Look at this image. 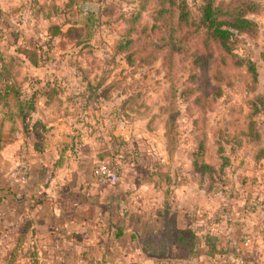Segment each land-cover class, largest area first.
I'll return each mask as SVG.
<instances>
[{
	"label": "rangeland",
	"instance_id": "obj_1",
	"mask_svg": "<svg viewBox=\"0 0 264 264\" xmlns=\"http://www.w3.org/2000/svg\"><path fill=\"white\" fill-rule=\"evenodd\" d=\"M174 1L170 6L165 0L77 1L74 36L90 53L68 52L58 59L79 61L93 69L91 75L105 70L107 79L121 80L134 94L128 117L112 113L102 122L103 130L95 132L103 144L178 146L166 156L189 185L177 197L186 211L178 222L198 235L216 234L224 252L215 262L204 257L200 264H264V0H251L258 11L247 17L257 31L241 36L231 52L204 43L202 0ZM236 1L216 0L224 5ZM161 8L166 11L159 13ZM91 14L95 25L88 19ZM173 31L182 39L167 43ZM64 43L69 48L73 42L66 37ZM174 46L178 51L172 53ZM85 117L89 121L88 113L79 119ZM118 127L127 129V141L114 134ZM193 146H208L205 161L214 166L215 177L188 171ZM218 146L224 148L221 157ZM31 263L23 251L0 255V264Z\"/></svg>",
	"mask_w": 264,
	"mask_h": 264
},
{
	"label": "crops",
	"instance_id": "obj_2",
	"mask_svg": "<svg viewBox=\"0 0 264 264\" xmlns=\"http://www.w3.org/2000/svg\"><path fill=\"white\" fill-rule=\"evenodd\" d=\"M77 1L0 0V63L23 56L20 48L51 38V25L63 31L67 24L77 27ZM58 41L60 37H53L50 50L56 59L51 63L34 65L22 57L18 78L22 98L37 90L33 119L40 118L46 128L39 151L17 119L16 98L0 101V255L13 248L18 230L26 226L22 251L34 250L38 264H81L91 258L102 264H181L175 242L167 256L146 254L144 247L159 243L171 223L196 231L178 222L186 211L177 197L186 192L187 179L181 181L174 173L166 146H111L97 138L95 132L116 114L121 97L86 103L80 95L85 82L73 65L58 59L73 50ZM45 85L58 92L46 94ZM83 113L90 115L89 121L79 119ZM117 133L121 140L129 139L127 129L118 127ZM23 146L29 148V169L25 177H16ZM114 155L124 158L118 183H97L94 164Z\"/></svg>",
	"mask_w": 264,
	"mask_h": 264
},
{
	"label": "trees",
	"instance_id": "obj_3",
	"mask_svg": "<svg viewBox=\"0 0 264 264\" xmlns=\"http://www.w3.org/2000/svg\"><path fill=\"white\" fill-rule=\"evenodd\" d=\"M168 5H173L174 0H165ZM168 6V9H169ZM258 5L251 0H238L234 3H228L226 5L217 3L216 0H202L200 6V24L204 33L205 44H215L221 50L225 52H231L234 49V44L243 35L254 34L257 31V25L254 21L247 17L250 12H257ZM166 11L164 8L158 10V12ZM135 18V17H133ZM92 24L95 25L97 20L92 14L88 17ZM135 20V19H134ZM182 16H177V26L181 24ZM75 25H71L70 29L63 31V28L59 25H51L49 27L51 38L44 42H35L39 46L34 48L29 46L30 49H23V56H13L7 59H2L0 63V101L7 104L10 96L16 98L17 119L21 122L25 132H28L34 137V142L31 144L35 151L40 150V146H43V134L46 133L45 123L39 119H33V114L38 112V106L36 102V91H32L28 98H22V81H18L21 75V66L23 64L22 57L26 58L31 64L37 65L39 63H51V47L53 37H60L59 45L61 47H67L64 43L66 37L72 41V45L69 46L72 49L71 55H84L90 53L85 43L81 38L75 35ZM179 31H173L169 33L167 43L180 40ZM131 39V38H130ZM83 42V43H82ZM32 45V44H31ZM178 48L174 46L171 52H177ZM133 53V52H131ZM65 56V55H64ZM63 56V57H64ZM50 58V61H47ZM74 66L76 73L85 82V85L80 91V95L83 96L86 103L92 99L102 101H112L121 97V100L115 105L116 115L118 117H128L127 110L129 105L133 103L134 94H131L125 90V86H122L121 80L111 81L104 75L105 70H102L100 76L95 74L91 75L92 68H88L87 65L81 66L79 61L69 62ZM134 64L128 65L133 66ZM140 65V64H137ZM254 72V70H253ZM102 76V77H101ZM107 76V74H106ZM25 80V77L23 78ZM31 84L34 82L32 78L29 80ZM46 94H56L58 92L55 86H48ZM121 88L119 91L118 89ZM117 89V90H116ZM164 112V111H163ZM178 146H166L168 151L175 152ZM208 146H193L188 153V157L191 161V169L198 176L210 175L215 177V168L211 164L205 161V155ZM219 157L223 155L222 146H218ZM260 155L264 156V150L260 149ZM259 157V156H258ZM257 157V159H258ZM223 160H225L223 158ZM259 160V159H258ZM221 178V177H220ZM222 179V178H221ZM220 179V181H221ZM28 229L26 226H21L17 232L14 240L13 248L6 251L5 255L15 256L17 252L22 251L23 242ZM173 242L177 244V250L181 251V255L178 256L182 260L186 261V264H200V260L204 257L210 262L221 255V245L219 238L216 234L211 232L207 234L198 235L196 231L191 228L177 229L176 225L171 223L167 226L165 233L161 237V241L156 244H149L144 247L146 254H152L155 256H167L170 251L173 250ZM24 255L29 257L32 261L31 264H37V254L34 250H28ZM5 260V259H4ZM12 261L11 259H8ZM7 262L9 263V261ZM90 260V259H89ZM183 261V262H184Z\"/></svg>",
	"mask_w": 264,
	"mask_h": 264
},
{
	"label": "built area",
	"instance_id": "obj_4",
	"mask_svg": "<svg viewBox=\"0 0 264 264\" xmlns=\"http://www.w3.org/2000/svg\"><path fill=\"white\" fill-rule=\"evenodd\" d=\"M29 148L23 146L19 154V163L14 170L16 177H25L29 169L28 160ZM123 155H114L110 160L97 161L92 168V175L94 180L102 185H115L119 181L120 171L122 166ZM81 264H102L100 259L91 258L90 260Z\"/></svg>",
	"mask_w": 264,
	"mask_h": 264
}]
</instances>
